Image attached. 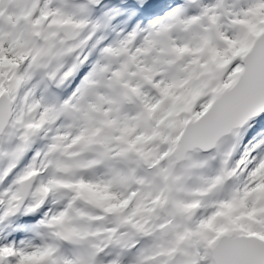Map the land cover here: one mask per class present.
Returning <instances> with one entry per match:
<instances>
[{"label": "snow or ice", "instance_id": "1", "mask_svg": "<svg viewBox=\"0 0 264 264\" xmlns=\"http://www.w3.org/2000/svg\"><path fill=\"white\" fill-rule=\"evenodd\" d=\"M0 264H264V0H0Z\"/></svg>", "mask_w": 264, "mask_h": 264}]
</instances>
